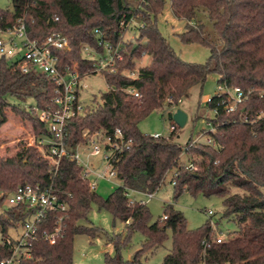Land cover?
<instances>
[{"label": "trees", "instance_id": "1", "mask_svg": "<svg viewBox=\"0 0 264 264\" xmlns=\"http://www.w3.org/2000/svg\"><path fill=\"white\" fill-rule=\"evenodd\" d=\"M133 1L10 0L11 7L0 8V28L25 17L31 38L42 39L53 31L67 35L71 50L62 57L67 62L77 61L82 71L93 68L92 62L83 57V45L101 50L95 29H100L116 45L124 14L129 20L141 12L143 22L138 30L137 46L127 44L126 51H121L123 59L115 64L116 71L104 74L109 88L101 94V102L95 109L70 119L66 126V145L71 151L86 141L83 137L86 129L113 132L119 127L126 137L133 139L132 145L118 155L119 187L104 198L91 190L82 177V167L75 161L63 158L54 172L36 146L23 145L12 156L0 155V191H12L26 183L53 182L60 199L69 206L63 214V227L57 240L36 241L32 257L22 259L20 264H74L75 236L86 234L94 238L101 230L81 223L93 206L108 211L115 222L125 224L124 232L107 236L114 247V253H105L107 264H144L147 253L167 240L168 230L172 232V249L161 264H264V97L259 93L264 90V0H170L175 16L187 22L185 31L178 34L180 40L210 49L204 63L183 60L160 31L157 17L164 10L165 0H145L136 10ZM143 56H148L150 62L140 67L136 78L122 74L124 70H133L137 59ZM210 74L250 94L237 111L227 113L219 108L211 118L217 126V132L212 133L216 146H190L188 152L199 156L197 169L190 170L180 162L183 147L176 141L177 129L169 137H154L143 133L139 123L155 110L177 106L191 88L196 85L203 88ZM126 88L136 89L141 97L126 92ZM53 93L54 83L49 78L23 73L19 64L1 58L0 128L8 122L10 110L31 122L37 136L49 135L32 108L34 105L21 107L11 102V98H33L37 106L44 107ZM216 102L214 96L207 105L212 109ZM173 114L170 113L172 120ZM173 168L179 171L175 198L185 191L206 197L220 196L223 217L237 225L232 237L221 243L212 242L204 257L202 240L217 237L210 219L197 229H189L184 212L169 204L163 214L167 218L161 216L151 222L147 204H130L129 190L156 192ZM236 188L241 192H234ZM58 216L59 213L49 211L41 229H53ZM25 218L21 207L0 212V231L5 235ZM136 233L144 241L133 257L126 258L123 250L131 246ZM10 252L0 242V261Z\"/></svg>", "mask_w": 264, "mask_h": 264}, {"label": "built area", "instance_id": "2", "mask_svg": "<svg viewBox=\"0 0 264 264\" xmlns=\"http://www.w3.org/2000/svg\"><path fill=\"white\" fill-rule=\"evenodd\" d=\"M140 1L138 9L145 0ZM141 17V12L134 14L129 20L125 14L123 15L120 22V40L116 45L107 40L100 29H95L97 46L101 50L87 44L83 45V57L93 64V68L87 71H82L81 65L77 61L67 62L62 57L63 53L71 50V46L69 37L60 31H53L42 39L31 38L28 34L25 17L17 18L13 25L7 28H0V59L6 58L11 62H16L20 65L23 73H38L54 83V93L50 103L44 107L37 105L32 107L40 121L47 127L49 135H42L36 140L32 137V143H37L42 157L48 160L54 172L58 170L63 158L75 161L82 167L83 179L88 181L91 190L94 191L97 190L101 180H118L116 167V162L119 160L118 155L132 145L133 139L126 137L119 127L115 128L113 132L103 130L91 132L86 129L83 132V137L86 139L84 145H79L76 151H71L66 145L67 122L74 117L84 115L89 110V104L83 101V92L88 88L85 79L92 74L116 71V62L123 59L121 51L122 49L126 51V46L129 44L125 34L130 30H139L140 27H143ZM122 74L126 77L136 78L138 70H124ZM218 83L217 93L208 97L206 101L207 103L212 102L213 97L216 96V105L211 109L214 116L218 113L219 108H223L227 113L237 111L239 106L249 98L250 92H246L239 86H232L219 80ZM125 91L141 97V94L134 88H126ZM259 93L261 97H264V90ZM262 116V113L258 115L259 118ZM208 125L210 128L204 130L207 135L206 143L216 146L217 142L212 133L217 132V126L211 122V119L208 121ZM177 126L174 122L171 125V131L175 130ZM153 136L163 135L155 134ZM88 151L91 156H100V162L82 159L80 153L85 154ZM87 156L89 158L88 154ZM187 168L196 170L197 162L189 161ZM178 176L179 171L175 169L171 179L173 186H175ZM143 193L147 196L146 200L129 198L130 204L133 205L136 202L147 204V201L155 196V192ZM0 200H2L3 211L21 207L26 213L25 220L17 222L15 226L23 228L18 237L4 235L0 238V242L8 246L11 251L8 257L0 261V264H20L22 259L32 257V247L36 241L42 239L54 243L60 236L64 221L63 214L67 212L69 206L66 201L60 199L53 182L47 185L26 183L12 191H0ZM49 211L57 212L60 216L57 217L53 229H41ZM207 213L210 215L211 226L215 228L216 223L212 219L213 210L209 209ZM163 218H167V216L164 215ZM225 239L226 237L222 235L212 239L204 238L202 240L203 257L212 242L221 243ZM204 264L206 263L204 262Z\"/></svg>", "mask_w": 264, "mask_h": 264}, {"label": "rangeland", "instance_id": "3", "mask_svg": "<svg viewBox=\"0 0 264 264\" xmlns=\"http://www.w3.org/2000/svg\"><path fill=\"white\" fill-rule=\"evenodd\" d=\"M140 0L133 1L134 9L140 6ZM11 7L10 0H0V8ZM140 13V12H139ZM204 17V15L202 16ZM210 23L206 18L204 19ZM157 23L162 34L167 38L171 46L177 54L187 62L204 63L209 57L210 49L200 44H185L180 40L178 34L185 31L186 20L179 19L175 16L171 8V1L165 0L164 10L157 17ZM211 24V23H210ZM207 28L212 32L211 26ZM129 43L137 44L138 30H130L126 34ZM150 58L143 56L137 59L136 66L133 70H139L140 67L148 65ZM219 77L216 74H210L204 83L203 88L196 85L191 88L188 96L184 97L175 107H164L153 111L149 116L139 123L140 130L145 134L155 135L161 134L164 137H169L171 134V125L174 121L170 117V113H175L176 110L182 109L188 114V121L184 127H178L176 130V141L182 147L183 152L180 156V162L187 165L189 161L195 160L198 165L199 156L188 152L190 146H201L208 144L207 135L204 130L210 127L208 121L214 117V112L207 105V98L217 93ZM88 88L83 92V101L89 104V109L93 110L101 102V94L108 90L107 80L102 73L92 74L85 79ZM11 102L18 104L21 107H29L36 105L33 98L27 100H18L11 98ZM38 138L34 132L31 122L22 119L19 115L9 110L8 122L0 128V155L12 156L18 149L25 146H36L40 156L41 150L37 143H32L33 139ZM32 139V140H31ZM194 142V143H193ZM84 144H81L83 146ZM89 155V158L87 156ZM81 158L85 161L100 162V156H91L88 153L81 154ZM175 168L169 170L161 187L155 192V196L147 201V205L151 210V222H155L164 214V209L167 205L172 204L175 208L182 210L187 218L189 229H197L201 227L210 218L207 210L212 209L214 214L212 219L216 223L215 236L222 235L224 237H232L237 231V225L234 221L223 217V200L220 196L206 197L202 193L192 194L190 191L183 192L178 198L174 197V186L171 184ZM121 185L118 180L108 181L106 179L99 181L96 192L106 198L117 187ZM264 190V187H263ZM234 192H241L239 189H233ZM128 197L131 199H147L144 193H138L132 190L128 191ZM3 207L0 206V212ZM82 224L93 225L101 230L96 237H90L86 234H78L74 239V264H107L105 253H114V247L109 243L107 236L125 231V224L120 221H114L113 216L105 210H99L93 206L88 218L81 221ZM21 226L10 228L6 236L13 238L18 237L22 233ZM0 231V238L3 237ZM144 237L140 233H136L133 237V242L130 247L123 250L126 258L133 257V254L142 246ZM172 232L168 230L167 240L157 249L147 253L143 259L144 264H161L164 257L172 249Z\"/></svg>", "mask_w": 264, "mask_h": 264}, {"label": "water", "instance_id": "4", "mask_svg": "<svg viewBox=\"0 0 264 264\" xmlns=\"http://www.w3.org/2000/svg\"><path fill=\"white\" fill-rule=\"evenodd\" d=\"M136 46H137V44L134 47H136ZM173 121L179 127H184L188 121V114L184 110L178 109L173 114Z\"/></svg>", "mask_w": 264, "mask_h": 264}, {"label": "crops", "instance_id": "5", "mask_svg": "<svg viewBox=\"0 0 264 264\" xmlns=\"http://www.w3.org/2000/svg\"><path fill=\"white\" fill-rule=\"evenodd\" d=\"M132 191H135V190H132ZM135 192H138V193H143V192H139V191H135Z\"/></svg>", "mask_w": 264, "mask_h": 264}]
</instances>
